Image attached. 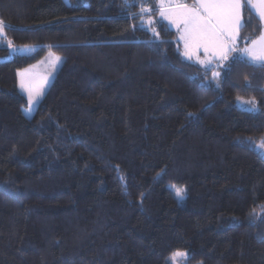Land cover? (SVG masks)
<instances>
[{
    "label": "trees",
    "instance_id": "1",
    "mask_svg": "<svg viewBox=\"0 0 264 264\" xmlns=\"http://www.w3.org/2000/svg\"><path fill=\"white\" fill-rule=\"evenodd\" d=\"M142 7L160 6L0 0L6 36L38 45L0 46V264H264V68L206 70ZM243 11L247 42L261 22ZM48 50L60 70H29ZM18 73L43 85L30 114Z\"/></svg>",
    "mask_w": 264,
    "mask_h": 264
},
{
    "label": "snow or ice",
    "instance_id": "2",
    "mask_svg": "<svg viewBox=\"0 0 264 264\" xmlns=\"http://www.w3.org/2000/svg\"><path fill=\"white\" fill-rule=\"evenodd\" d=\"M164 2L165 0H160L161 5ZM196 4V7H189L187 4L177 2L174 7H161L160 9L162 17L170 20L178 29H182L180 39L184 41L186 57L191 59L195 51L203 49L206 59L200 60L199 63L205 65L207 70L211 68L213 61H226L231 53L241 52L253 66L264 68V32L257 39L252 40L248 47L240 49L237 44L239 29L243 26L242 9L245 5L249 6L250 11L255 9L260 21L264 22V0H196ZM146 11L148 10L141 8V13ZM8 27L11 26L0 18V34L6 35L5 29ZM8 47L14 52L21 51L10 40ZM25 49L30 50L28 46H25ZM233 59L235 60L236 57ZM56 60L59 61L60 57H56ZM18 75L20 76V89L26 92L28 97V108L25 111L30 114L33 106L43 95V85H37L24 73H18ZM218 76L219 73H213V79ZM188 115L194 114L188 113ZM248 139L253 142L251 137ZM255 146L264 152V137L255 143ZM159 175L160 173H157V176ZM173 187L176 198L182 201L185 198V189ZM260 219L264 220V214ZM186 255L185 252L178 251L174 252L170 259L174 261L177 257H186Z\"/></svg>",
    "mask_w": 264,
    "mask_h": 264
},
{
    "label": "rangeland",
    "instance_id": "3",
    "mask_svg": "<svg viewBox=\"0 0 264 264\" xmlns=\"http://www.w3.org/2000/svg\"><path fill=\"white\" fill-rule=\"evenodd\" d=\"M67 1L70 2V0H67ZM144 1H146V0H140L141 3H144ZM190 1H192V2H190ZM177 2L187 4L189 7H196V4H195L196 0H165L164 4L165 3H168V4H173L174 3V4L170 5V6H166L164 8L174 7ZM158 4H161L160 0H158ZM161 7H159V9H157L158 11H156V12H153L151 9L146 11V12H143V14H141L139 16V18H138V21H137L138 25L148 28L153 33V35L155 37H159V31H158L159 23L165 22L169 26L170 29H172V30H174L176 32V38H177V40L180 41V44L182 45V48L185 51L184 41L180 39V36L182 35V29H178L175 24L170 22V20H168V19H166V18H164V17H162L160 15ZM252 10L255 12L254 9H252ZM242 14H243V20H244L245 16H244L243 10H242ZM149 20H151V23H149ZM242 25L243 26H242L241 29H243L244 23ZM153 30H155V31H153ZM248 37H249L248 33H245V32L242 33L241 35H239V39L237 41L238 47L243 48L244 45L248 44L249 40L247 42H245V43L242 42L243 40L247 39ZM9 40L12 41L5 34H0V46L8 47V41ZM14 45L16 46V48L21 49V51L14 52L12 49H10L8 47V49L10 51V57H12V56H14L16 54L30 55V54H33L38 49V45H36V44H30V45H17V44H14ZM25 46H28V48L30 50L25 49ZM234 55H235L234 53H231L230 57L231 56L233 57ZM56 57H60V60L57 61ZM191 58L195 59L199 63L200 60L206 59V54L204 53L203 49H200V50L195 51ZM64 59L65 58H64L63 55L55 53L52 50H48L43 57H41L40 59H38L35 62H33L32 64H30L28 69L32 70V71H35V72L36 71L58 72L60 70L63 62H64ZM199 64L201 66L203 65L201 63H199ZM213 65L215 67H221V66H225L226 62L223 63V62L213 61ZM237 103H238V105L241 108H244V109L256 110V108H257V104L253 100H247V99H244V98H238ZM262 153L264 154V152H262ZM173 186H175L176 188H181L178 185H171V188L173 190H174ZM185 198H186V195H185ZM185 198L182 201H180V200L179 201L180 202H184ZM178 251L179 252H185L187 254L186 257H177L174 261L172 259H170L172 254L174 252H178ZM174 252L169 257V261H170L171 264H203V262H201V261H199V262H190L188 260V253L185 250H176Z\"/></svg>",
    "mask_w": 264,
    "mask_h": 264
},
{
    "label": "crops",
    "instance_id": "4",
    "mask_svg": "<svg viewBox=\"0 0 264 264\" xmlns=\"http://www.w3.org/2000/svg\"><path fill=\"white\" fill-rule=\"evenodd\" d=\"M190 2H192V1H190ZM194 2V1H193ZM174 4V3H173ZM173 4H168V3H165V4H163V5H161V4H158L160 7L162 6V7H166V6H170V5H173ZM196 4V3H195ZM196 6H197V4H196ZM243 10V9H242ZM255 10V9H254ZM255 12H256V10H255ZM243 13H244V11H243ZM256 15H257V17H258V14L256 13ZM259 18V17H258ZM260 20V19H259ZM261 22V31H260V34L257 36V37H255L254 39H251V40H249V42H248V44H246V45H244V47L243 48H245V47H248V46H250L251 45V42H252V40H255V39H257L260 35H261V33L262 32H264V22H262V21H260ZM243 23H245V19L243 20V14H242V24ZM242 28V27H241ZM239 29V35H241L242 34V29ZM178 42H179V45H180V48H181V51L183 52V54H184V49L182 48V45L180 44V41L179 40H177ZM242 42H246V41H242ZM240 48V47H239ZM243 48H240V49H243ZM234 54H236V53H238V54H240V55H242L244 58H246L247 59V57L246 56H244V54L243 53H241V52H233ZM232 57V56H231ZM231 57L229 56V59L228 60H226V61H222L223 63L224 62H228L230 59H231ZM188 58V57H187ZM189 59V58H188ZM191 60H193V61H195V62H197L195 59H193V58H191ZM204 60V59H203ZM198 63V62H197ZM199 64V63H198ZM203 67H205V65H202ZM212 66H214L213 64H212ZM211 66V67H212Z\"/></svg>",
    "mask_w": 264,
    "mask_h": 264
}]
</instances>
